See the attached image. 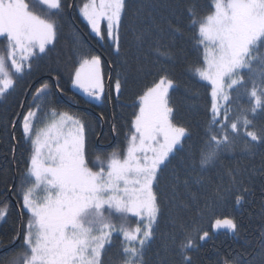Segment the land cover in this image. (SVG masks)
Segmentation results:
<instances>
[{
  "label": "snow or ice",
  "instance_id": "1",
  "mask_svg": "<svg viewBox=\"0 0 264 264\" xmlns=\"http://www.w3.org/2000/svg\"><path fill=\"white\" fill-rule=\"evenodd\" d=\"M39 3L45 6L44 15L31 10L26 0H0V43L4 45L0 48V97L31 76L36 60L53 50L62 13L74 7L68 0ZM204 7L206 15H202ZM204 7L200 0H161L159 5L144 0H88L82 4L79 14L107 44L114 65L126 69L130 60L146 59L141 53L146 44L164 62L153 65L158 79L138 97V112L122 153L113 151L106 159L97 156L95 171L87 159L88 126L55 107L56 93L63 92L60 73L50 70L52 83L43 81L27 93L31 102L22 104L26 110L9 123L13 129L19 123L21 138L32 146L21 190L22 207L30 218L9 243L10 249L19 247L20 252L5 258L3 264H105L104 257L117 247L116 264H148L146 253L157 239L156 264H198L194 253L211 239L212 231L224 229L240 237L242 225L235 217L214 215L212 231L201 224L213 205L229 199L236 205L247 202L255 195L253 177L264 176V157L259 166L249 160L247 165L238 162L225 167L221 159L224 153L234 154L239 144L249 157L264 149V124L256 123L264 121V0H210ZM157 8L169 12L159 22L153 15ZM181 17L191 22L188 31L196 33L200 56L191 71L198 81L210 85V122L205 147L198 153L189 147L178 161L180 167L170 168L191 136L188 127L175 122L176 109L169 95L175 81L167 66L173 52L171 45L163 43L168 37L182 38L177 26ZM129 31L139 41L136 52L125 48ZM89 55L81 53L72 84L100 101L108 95L102 61L99 55L86 58ZM137 70L143 71V66ZM108 80L109 91L118 98L127 77L118 74L114 82L111 76ZM245 97L246 107L240 103ZM210 168L217 169L214 176L206 175ZM260 192L264 217V184ZM6 215L0 209V218ZM163 219L168 227L161 233ZM256 239L264 256V228ZM222 264L252 261L238 254Z\"/></svg>",
  "mask_w": 264,
  "mask_h": 264
},
{
  "label": "trees",
  "instance_id": "2",
  "mask_svg": "<svg viewBox=\"0 0 264 264\" xmlns=\"http://www.w3.org/2000/svg\"><path fill=\"white\" fill-rule=\"evenodd\" d=\"M31 8L39 15H44L45 7L36 0H27ZM86 0H68L73 3L72 9H65L60 20L61 28L58 32V39L53 50L33 64V74L19 80L14 91L5 97H0V209L7 211V215L0 223V264L5 258L20 252L19 247L9 248L10 240L26 226L29 214L22 208V185L24 176L27 173L26 162L32 155V146L28 140L21 138L19 123L15 129L9 123L10 120H17V114L25 111L21 105L26 101L31 102L29 91H34L40 83L48 80L50 70H57L61 79L59 81L63 92L56 93L57 103L55 107L59 111H67L70 115L81 119L88 126L87 131V159L89 167L98 170L99 162L97 156L106 159L111 152L122 153L126 146V136L129 134L131 121L134 113L138 112L139 95L152 86L158 79L154 72L153 65L159 67L164 62V57L159 56L153 48L146 44L141 53L146 55L144 60H130L126 69H121L118 64H113L114 57L109 54L107 44L100 42L94 37L86 22L79 14V7ZM145 4H161V0H144ZM202 7L210 0H200ZM208 14L204 7L202 15ZM159 22L161 16L167 17L169 12L165 8H157L153 13ZM190 21L181 17L177 26L181 28L182 38L168 37L164 45H171L173 59L167 64L172 70V78L175 81L174 89L170 91L172 106L176 109V123L189 128L191 136L185 141L184 151L180 152L170 166L180 167L178 161L186 154L189 147L194 148L197 153L204 148V141L207 139L205 133L208 131L211 108V88L204 82L198 81L192 74V67L196 63L200 52L196 49V33L188 31ZM139 41L131 31L125 37V48L131 47L136 52V45ZM151 43V41H150ZM159 46V45H157ZM49 47H52L51 45ZM161 51L164 48L161 47ZM99 55L102 61V71L105 75V91L108 95L99 103L87 101L84 97L75 92L72 87V75L82 62L81 53ZM139 55V53H138ZM143 66V71L137 69ZM115 69V70H114ZM151 70L153 74L146 73ZM55 74V72H53ZM120 74L128 79V84L123 88L117 98L114 91H109L108 77L113 78ZM55 91V90H54ZM242 106L248 105L247 97L240 101ZM235 110V106H234ZM257 126L264 124L258 120ZM113 125L115 131H113ZM13 136L15 139H13ZM242 144L237 146L234 154L224 153L221 156L222 165L235 166L238 162L247 165L249 160H254L259 166L261 158L264 157V149H259L254 157L242 153ZM199 156H197V161ZM217 169H209L206 175L214 176ZM264 184V176L259 174L253 177V188L255 195L248 198L243 205H236L235 201L229 199L225 203L213 205L211 210L203 218L201 226L210 230V224L215 216L235 217L242 225L240 237L228 232L213 233L211 239L201 243L198 252L194 253L198 264H222L228 257L243 254L244 258L252 261V264H260L264 256L257 243L259 231L264 228V217L261 214V185ZM196 190L195 188L193 189ZM167 216V213L165 214ZM134 221L135 218H129ZM168 222L161 220L160 232H166ZM250 241V243H246ZM160 240L152 245L146 253L148 264H156L155 253L159 250ZM118 247L112 249L104 257L105 264H116L119 259L116 255Z\"/></svg>",
  "mask_w": 264,
  "mask_h": 264
},
{
  "label": "rangeland",
  "instance_id": "3",
  "mask_svg": "<svg viewBox=\"0 0 264 264\" xmlns=\"http://www.w3.org/2000/svg\"><path fill=\"white\" fill-rule=\"evenodd\" d=\"M38 3H39V0H36ZM26 2L29 4V2L26 0ZM88 2V0H86L84 3H87ZM83 3V4H84ZM30 6V5H29ZM43 6V5H42ZM82 6V5H81ZM80 6V7H81ZM45 7V6H44ZM80 7H79V9H80ZM30 9L31 10H33L32 8H31V6H30ZM34 11V10H33ZM35 12V11H34ZM36 13V12H35ZM36 14H38V13H36ZM82 17V16H81ZM82 19H83V17H82ZM84 20V19H83ZM85 21V20H84ZM86 22V21H85ZM86 24H87V22H86ZM89 27V26H88ZM103 27V26H102ZM89 30H90V32H91V29H90V27H89ZM91 34L94 36V37H96L95 36V34L94 33H92L91 32ZM100 42H103V41H101L98 37H96ZM4 47V45H3V43H0V48H3ZM79 68V67H78ZM77 68V69H78ZM204 83H206V82H204ZM210 86V85H209ZM71 87H72V89L75 91V92H77L79 95H81L82 97H84L87 101H89V102H92V103H99L100 101H97V100H94V99H91L90 97H88L86 94H84L83 93V91L82 90H80V89H78L77 87H75L73 84H71ZM23 208V207H22ZM24 211H26L25 209H23ZM27 212V211H26ZM129 218H134V217H129ZM4 220V217L3 218H0V223L2 222ZM27 223H28V221L26 222V225H27ZM213 233H218V232H227V230H224V229H221V230H219V231H212ZM228 233H230V232H228Z\"/></svg>",
  "mask_w": 264,
  "mask_h": 264
}]
</instances>
